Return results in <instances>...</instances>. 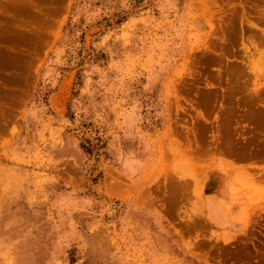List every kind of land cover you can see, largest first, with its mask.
Listing matches in <instances>:
<instances>
[{"label": "rangeland", "instance_id": "obj_1", "mask_svg": "<svg viewBox=\"0 0 264 264\" xmlns=\"http://www.w3.org/2000/svg\"><path fill=\"white\" fill-rule=\"evenodd\" d=\"M251 105L264 0H0V264H264Z\"/></svg>", "mask_w": 264, "mask_h": 264}, {"label": "bare ground", "instance_id": "obj_2", "mask_svg": "<svg viewBox=\"0 0 264 264\" xmlns=\"http://www.w3.org/2000/svg\"><path fill=\"white\" fill-rule=\"evenodd\" d=\"M243 102H245L244 100H243ZM249 105L251 104L250 102L248 103ZM250 107V109H252L251 111H256V112H254V113H257V115H259V117L261 116V118H260V121L264 124V108H255V106L253 105H251V106H248V108ZM257 110H258V112H257ZM249 111V110H248ZM253 113V112H252ZM251 113V114H252ZM259 113V114H258ZM261 114V115H260ZM257 115H256V117H257ZM254 116V115H253ZM254 118V117H253ZM263 119V120H262ZM264 141V140H263ZM246 169V168H245ZM249 170H250V168H249ZM248 169H246V172H248L249 171ZM244 171V170H243ZM251 171V170H250ZM249 171V172H250ZM248 172V175L247 176H249V178H248V180H249V182H250V180L252 181V179H255V174L257 175V172L256 173H254L253 172V170L249 173ZM260 176V175H259ZM259 176H258V178H259ZM257 177V176H256ZM247 178V177H246ZM253 182V181H252ZM181 188V187H180ZM177 192V191H176Z\"/></svg>", "mask_w": 264, "mask_h": 264}]
</instances>
